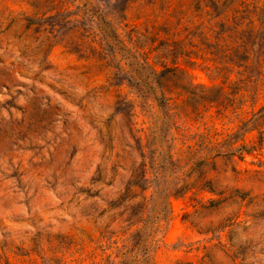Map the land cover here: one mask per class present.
<instances>
[{"label": "rangeland", "instance_id": "1", "mask_svg": "<svg viewBox=\"0 0 264 264\" xmlns=\"http://www.w3.org/2000/svg\"><path fill=\"white\" fill-rule=\"evenodd\" d=\"M230 1L0 0V264H264V0Z\"/></svg>", "mask_w": 264, "mask_h": 264}, {"label": "trees", "instance_id": "2", "mask_svg": "<svg viewBox=\"0 0 264 264\" xmlns=\"http://www.w3.org/2000/svg\"><path fill=\"white\" fill-rule=\"evenodd\" d=\"M242 5H243V9H237L235 8V0L230 1V4L227 5V7L229 9L233 10V14H232V18H231V23L234 25L235 28L237 29H244L247 28V26L253 24L252 21L250 19H248L251 14L256 13V11H258L259 7L258 6H254V8H251V6L249 4H247L245 1H242ZM248 19V21H246L245 24V20ZM171 64H174L173 67H171ZM166 69L165 71L171 70L172 68H178L179 65L177 62L173 63H164L162 64ZM264 110V108H263ZM1 261V260H0ZM6 263L7 264H12L9 260V258H6Z\"/></svg>", "mask_w": 264, "mask_h": 264}]
</instances>
